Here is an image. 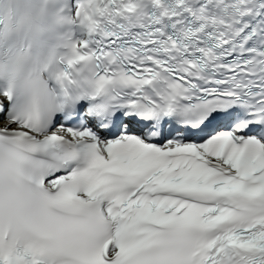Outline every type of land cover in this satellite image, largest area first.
<instances>
[{
    "label": "snow or ice",
    "instance_id": "obj_1",
    "mask_svg": "<svg viewBox=\"0 0 264 264\" xmlns=\"http://www.w3.org/2000/svg\"><path fill=\"white\" fill-rule=\"evenodd\" d=\"M0 264H264V0H0Z\"/></svg>",
    "mask_w": 264,
    "mask_h": 264
}]
</instances>
